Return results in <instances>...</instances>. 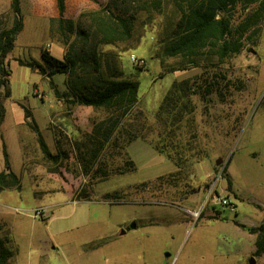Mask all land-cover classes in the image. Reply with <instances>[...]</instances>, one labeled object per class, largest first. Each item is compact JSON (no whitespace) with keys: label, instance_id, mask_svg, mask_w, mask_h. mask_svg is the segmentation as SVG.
<instances>
[{"label":"rangeland","instance_id":"374dc122","mask_svg":"<svg viewBox=\"0 0 264 264\" xmlns=\"http://www.w3.org/2000/svg\"><path fill=\"white\" fill-rule=\"evenodd\" d=\"M9 1L0 0V29L13 21ZM151 1L83 0L71 19L100 9L133 16L130 38L100 50L118 53L124 77L138 82V101L120 119L110 141L118 146L105 150L103 161L107 169L125 170L132 160L135 169L98 180L91 175L100 162L86 174L78 157L110 113L71 102L65 74L47 77L17 62H41V50L50 48L58 57L66 49L48 0H20L23 29L8 55L11 94L0 128L20 182L19 189L0 190V238L13 252L8 264H249L251 257L264 264V255H254L255 234L234 221L254 227L264 213V24L255 45L254 37L244 36L239 53L222 61L203 55L192 65L161 53L179 12L173 0ZM36 3L46 18L32 13ZM249 10L237 6L233 20H243ZM81 19L85 29L95 30L90 16ZM131 54L143 59L142 67L131 62ZM185 80L189 86L175 106L180 120L170 130L172 116L157 112L172 84ZM171 107L167 99L165 108ZM34 121L56 161L43 155ZM168 135L194 147L180 154L179 169L158 151L169 149ZM194 151L201 161L185 163ZM225 166L230 190L221 175ZM80 191L89 200L77 199ZM38 208L44 213L34 216ZM133 219L145 224L125 230Z\"/></svg>","mask_w":264,"mask_h":264},{"label":"trees","instance_id":"16d2710c","mask_svg":"<svg viewBox=\"0 0 264 264\" xmlns=\"http://www.w3.org/2000/svg\"><path fill=\"white\" fill-rule=\"evenodd\" d=\"M92 1L96 2V0ZM173 2L179 16L168 36L163 40L161 53L167 57L181 56L189 60V64L192 65H196L203 55L215 57L217 60L222 61L233 54L239 53L246 46L244 36L248 39L254 37L255 40L252 44L255 45L264 24V0H173ZM151 3L153 5L158 4L155 0H152ZM55 4L58 9L57 22L62 29L61 42L66 47L65 52L62 53L61 57H56L48 49H43L40 53L41 62L21 59L17 62L47 77H52L55 74H65V86L71 102L76 105L102 108L110 113L105 121L94 127L93 132L88 136L89 146L85 151L79 153L78 159L81 161L86 174L92 172L94 164L99 162L100 167L95 168L91 178L103 180L113 172L122 174L126 170L131 171L135 169L132 160L127 161L125 170L107 169L103 158L105 150L111 149L113 145L118 146L116 144L111 146L110 141L120 119L138 101V82L124 77L125 73L120 64L118 53L103 52L102 49L100 50V46L113 45L117 41L130 38L133 16L114 13L106 15L104 10L100 9L80 13L75 22L64 17L65 0H55ZM237 6H240L243 10L250 8L245 18L239 22L232 18V11ZM10 8L13 13L12 24L0 29V87L2 88V91H0V128L5 116L4 100L11 94L9 86L11 71L8 55L14 47L17 34L23 27L20 0H11ZM85 15L90 16L95 23V30L92 32L82 26L83 20L81 18ZM66 30L72 34V39L70 34L65 32ZM248 31L247 35L246 32ZM137 66L142 67L143 65ZM188 86L189 81L187 80L174 82L168 90L163 104L158 109V116L163 110L172 116V119L169 120L170 130H174L175 124L180 120L179 110L175 111V106L181 98L179 96L181 95L180 92ZM167 99H170L172 103L169 110L165 108ZM29 116V110L25 109V118L27 119ZM32 130L37 136L43 155L56 161L58 155H53L50 152L35 121ZM0 137L2 140V136ZM167 139L169 140H164V143L169 149L161 148L158 151L160 153L165 152L166 156L179 169L182 162L180 154L185 150L192 151L194 147L188 143L181 145L169 135ZM199 152L194 151V154L185 159L184 162L191 164L200 162ZM2 154L4 169L0 171V190L19 189V177L10 168L8 153L3 140ZM96 159L98 160L96 161ZM221 175L226 180V188L230 190L232 181L226 166L222 169ZM75 197L89 200L88 194L81 191L75 193ZM234 221L237 226L255 234L254 255L261 256L264 253V213L261 222L254 227H247L236 220ZM12 257L13 252L0 238V264H8Z\"/></svg>","mask_w":264,"mask_h":264},{"label":"crops","instance_id":"0c3cea01","mask_svg":"<svg viewBox=\"0 0 264 264\" xmlns=\"http://www.w3.org/2000/svg\"><path fill=\"white\" fill-rule=\"evenodd\" d=\"M83 0H65V6H66V8H65V11H64V17H66V18H68V19H73V18H75L76 16H77V14L79 13V11L82 9V7H81V2H82ZM10 2H11V0L9 1V6H10ZM48 8H49V13L48 14H50L52 17H55V16H57L58 15V9H57V7H56V4H55V0H48ZM33 9V11H32V13L34 14V15H37V16H41V17H44V18H46V12L47 11H45L44 9L42 10V11H40V9H39V5H37V3H36V5H34V8H32ZM2 12H4V8H0V14L2 13ZM48 18V17H47ZM22 29H23V27H22ZM43 32L44 31H49L50 30V25H49V23L48 22H45V24H44V26H43ZM22 31V30H21ZM20 31V32H21ZM19 32V33H20ZM18 33V34H19ZM48 33V32H47ZM17 34V35H18ZM50 49V48H49ZM48 49V50H49ZM51 50V49H50ZM51 52V51H50ZM58 57H61V56H58ZM228 170V169H227ZM263 255H264V253L260 256V258H262L263 257Z\"/></svg>","mask_w":264,"mask_h":264},{"label":"built area","instance_id":"2783aa9c","mask_svg":"<svg viewBox=\"0 0 264 264\" xmlns=\"http://www.w3.org/2000/svg\"><path fill=\"white\" fill-rule=\"evenodd\" d=\"M130 60L133 64H137V65H143L144 61L143 59L137 58L134 54L130 55ZM220 203L223 205H227L228 202L225 199L220 200ZM44 213V209L43 208H38L35 209L33 212L34 216H40ZM194 215H196L195 213H193Z\"/></svg>","mask_w":264,"mask_h":264},{"label":"flooded vegetation","instance_id":"af4514ba","mask_svg":"<svg viewBox=\"0 0 264 264\" xmlns=\"http://www.w3.org/2000/svg\"><path fill=\"white\" fill-rule=\"evenodd\" d=\"M134 223V227H130V224ZM145 223H139L137 220H131L125 227V230H129V229H135L138 228L139 226H143Z\"/></svg>","mask_w":264,"mask_h":264},{"label":"water","instance_id":"95a60500","mask_svg":"<svg viewBox=\"0 0 264 264\" xmlns=\"http://www.w3.org/2000/svg\"><path fill=\"white\" fill-rule=\"evenodd\" d=\"M219 162H220V160H217V161H216V164H218ZM130 227H134V223H131V224H130ZM249 264H254V258H253V257L250 258V260H249Z\"/></svg>","mask_w":264,"mask_h":264}]
</instances>
